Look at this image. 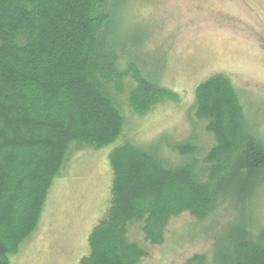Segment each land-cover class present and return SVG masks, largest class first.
I'll use <instances>...</instances> for the list:
<instances>
[{
	"label": "trees",
	"instance_id": "1",
	"mask_svg": "<svg viewBox=\"0 0 264 264\" xmlns=\"http://www.w3.org/2000/svg\"><path fill=\"white\" fill-rule=\"evenodd\" d=\"M111 1L0 0V264H10L36 229L72 144L100 149L123 134L119 97L138 115L177 100L144 67L127 63L125 44L109 36ZM194 113L215 140L202 158L192 141L174 146L177 164L131 143L110 154L111 207L81 264H139L148 251L132 240L134 223L155 246L174 217L222 218L231 210L236 218L217 237L212 257L187 264H264V229L239 221L236 210L264 180V141L224 75L197 88Z\"/></svg>",
	"mask_w": 264,
	"mask_h": 264
},
{
	"label": "rangeland",
	"instance_id": "2",
	"mask_svg": "<svg viewBox=\"0 0 264 264\" xmlns=\"http://www.w3.org/2000/svg\"><path fill=\"white\" fill-rule=\"evenodd\" d=\"M109 8V36L125 44L121 53L127 63L144 67L177 100L138 115L125 96L119 97L126 118L123 134L100 149L72 144L47 189L36 229L10 256V264H81L90 256L89 237L111 207L109 157L117 147L131 143L177 164L174 146L192 141L199 148L197 157H204L215 140L206 123L195 118L194 106L197 88L214 76L231 81L251 129L264 141V0H113ZM240 207L239 221H255L264 229V180L252 201ZM221 213L205 220L189 212L174 217L164 243L155 246L132 224V240L148 251L139 264L211 258L217 237L236 218V211L220 218Z\"/></svg>",
	"mask_w": 264,
	"mask_h": 264
}]
</instances>
